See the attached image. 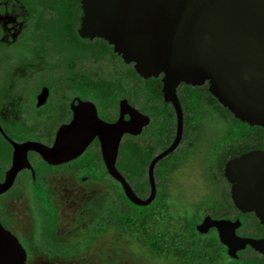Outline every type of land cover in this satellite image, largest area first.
Instances as JSON below:
<instances>
[{"label":"flooded vegetation","instance_id":"flooded-vegetation-1","mask_svg":"<svg viewBox=\"0 0 264 264\" xmlns=\"http://www.w3.org/2000/svg\"><path fill=\"white\" fill-rule=\"evenodd\" d=\"M82 15L81 0H0V183H9L0 193V223L16 237L20 235L22 224L28 225L29 231L35 223L36 206L41 207L42 221L45 215L43 226L50 220L52 207L60 216L56 191L89 189L95 193L109 189L108 183L116 185L117 181L108 174L102 158L99 136L102 132L96 128V116L107 124L116 122L121 116L123 102L125 120L131 118L126 111L127 105L149 118L139 134H123L117 158L121 143L126 139L139 140L143 144L158 143L157 154L166 149L175 136V111L172 104L163 99L162 75L143 78L135 72L138 76H133V64L124 63L110 44L115 55L110 53L107 58H100L101 38H87L79 33ZM104 62H110L114 69L104 70ZM101 78L122 81L120 93L116 87H101ZM152 78L160 83V99L155 103L148 101L150 88L147 84ZM176 95L183 112L182 137L176 149L155 165V198L158 182L163 177L159 170L177 168L179 154L192 149L196 133V125L192 126V97H198L200 103L214 110L226 125L239 127L235 137L222 143L217 160L210 165L211 174L223 190L220 204L224 209L221 216L213 213L203 216L239 219L241 225L236 233L248 236L244 230L252 227L248 220V225L243 227L242 218L247 215V219H251L254 214L243 213L235 207L224 168L226 161L234 156L253 149L264 150V126H250L237 119L238 124L210 94L207 82L201 86L180 83ZM64 127H67L65 139L79 136L91 139L77 157L49 161L41 150L51 148L57 133ZM78 161L82 164L76 165ZM148 165L144 194L137 192L127 179L141 197L149 194ZM218 175L225 184L220 182ZM19 205L23 207L21 212L15 209ZM28 231L25 236L30 233ZM209 231L216 232L214 228ZM262 236L264 234L258 237Z\"/></svg>","mask_w":264,"mask_h":264},{"label":"water","instance_id":"water-1","mask_svg":"<svg viewBox=\"0 0 264 264\" xmlns=\"http://www.w3.org/2000/svg\"><path fill=\"white\" fill-rule=\"evenodd\" d=\"M81 7L80 35L107 41L143 78L162 75L163 99L175 111L173 141L149 162L146 197L134 191L115 162L123 134H139L149 118L127 105L131 118L125 120L123 102L116 122L107 124L96 116L107 172L131 203L146 206L153 202L155 165L180 142L183 112L176 95L180 83L201 86L207 82L210 94L236 119L264 126V0H81ZM66 129H60L51 148L41 150L47 160L67 161L86 148L91 138L65 139ZM224 176L235 207L243 213L252 212L264 227V150L253 149L230 158ZM8 187L9 183H0V193ZM240 225L239 219L206 214L195 229L206 234L214 228L230 259L239 258L238 253L246 247L264 256V236L237 234ZM26 261V249L0 223V264Z\"/></svg>","mask_w":264,"mask_h":264},{"label":"rangeland","instance_id":"rangeland-1","mask_svg":"<svg viewBox=\"0 0 264 264\" xmlns=\"http://www.w3.org/2000/svg\"><path fill=\"white\" fill-rule=\"evenodd\" d=\"M103 69L112 70L114 68L110 62H104ZM199 110L196 133L194 135L192 130V149L186 153L179 154L178 164L175 165L178 167L168 170L166 180L163 176L164 182L160 183L161 186H158V190H161L164 186L166 191L164 193L166 197H164L167 207L165 206L164 211L167 213L168 218L172 217L174 219H171V230L175 228V221L185 215H192L196 212V216L200 215L201 220L203 209L207 206L215 208V214H221L224 209L223 205L220 204L223 190L214 179L213 174H211L210 165L217 160V151L222 149V143L234 136V131L239 127L226 125L219 115L207 105L202 104ZM231 128L232 130H230ZM81 161L75 164L80 165L82 164ZM218 178L222 184H225L223 183L224 179L220 175H218ZM108 185L110 186L109 189L95 191V193L89 189H85L86 191H56L55 199L59 204L61 214L59 216V224L54 233V245L68 244L72 233L81 225L88 223L92 217L87 228L91 227V223L99 217L106 203L108 206H114L120 190L117 185H110L109 183ZM84 208L86 212L83 211ZM228 208L230 211L232 210V208ZM15 209L21 212L20 210L23 207L19 205ZM36 209L38 212L36 213V221L33 226H30L28 231V225L22 224L20 235L24 237L17 235L27 252L26 264H182L173 255L170 258H165L167 257L166 255L154 257L153 254H145L146 251L142 250L140 242L133 235L130 234L131 237H127L115 229L102 234L89 249L82 251L80 254L75 255L77 249L70 248L67 252H72L73 255L63 253L52 255V251L40 247L43 221L41 219V207L36 206ZM88 213H91L92 216L88 215ZM77 216L81 218L80 222L75 227H71L73 222L75 223ZM247 220L252 227V229L248 227L244 230L248 232V236L258 237L264 234V229L257 226L258 224L254 217H251V219L249 217ZM27 231L30 233L25 236ZM103 251L107 252L106 258L100 257ZM244 251L243 257L254 255V251L250 247H247ZM112 260H114L113 263ZM228 260L227 256L219 264H227Z\"/></svg>","mask_w":264,"mask_h":264},{"label":"trees","instance_id":"trees-1","mask_svg":"<svg viewBox=\"0 0 264 264\" xmlns=\"http://www.w3.org/2000/svg\"><path fill=\"white\" fill-rule=\"evenodd\" d=\"M110 53L115 55L110 49L108 42L101 39L99 57L102 59L107 58ZM131 72L133 76H138L133 68H131ZM121 82L122 81L119 79H117L116 82H111V79L107 81V79L101 78L100 86L106 88L116 87L118 93H120ZM159 86L160 83L155 78H152L151 81L148 82L147 87L150 88L148 93L149 102L155 103L160 99ZM198 100V97H192V112L194 111L192 114V126L194 124L197 126V114L200 113L199 107L202 105L200 100ZM234 120L238 124L240 123L237 119ZM230 130H232V128ZM234 133L235 135L232 137L237 135V131H234ZM248 133H250V131H248ZM157 147L158 143L143 144L135 139H126L121 143L116 166L134 185L135 190L141 194L146 192V167L155 154ZM159 171H161L159 174L164 176L166 180L168 170L161 169ZM213 177L215 178V176ZM163 182L164 180L162 177V180L159 181L157 185L156 198L152 203L146 206H137L131 203L125 197L120 184L117 182L116 185L120 190L119 195L115 199L117 204L115 203L114 206H108L106 203L99 217L91 223V227L87 228L90 225L92 217L88 223L83 222L85 224L81 225L72 233L70 241L66 245L53 244L55 229L59 224V215L57 210L52 207L49 217L50 220L46 226H43L44 229L40 235V247L52 251V255L56 253L73 255L72 252L69 253L67 250L75 248L77 249L75 255H77L89 249L102 234L115 229L125 234L127 237H129L130 234L133 235V237L140 242V247L143 248L142 250L146 251L145 254H153L154 257L166 255L167 257L165 258H170V256L173 255L182 264H219L224 261L227 258L226 247L219 242L216 232L209 231L206 234H199L196 231L195 225L200 221L201 217L200 215L196 216V212L192 215L180 217L178 221H175V228L171 230V219H174L172 217L168 218L167 213L164 211L165 206L167 207L165 201L166 195L164 194L166 191L164 186L161 190H158V186H161L160 183ZM83 211L86 212V209L84 208ZM210 211L214 216L218 214H215V208L207 206L203 209V215ZM80 213L82 214V212ZM88 215L92 216L91 213H88ZM44 216L43 222L45 221ZM219 216H221V214H219ZM242 219L243 227H246V225H248L247 215H244ZM254 219L257 221V226L264 229L255 216ZM80 220L81 218L77 216L75 223L73 222L71 227H75ZM211 233L213 234L210 235ZM244 252L245 251H240V257L237 259H230L228 257L229 260L227 264H238V262H240V264H264L263 255L254 251V255L243 257L242 254ZM106 253V251H103L100 257L104 258ZM113 262L114 260H112V263Z\"/></svg>","mask_w":264,"mask_h":264}]
</instances>
